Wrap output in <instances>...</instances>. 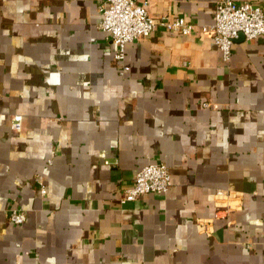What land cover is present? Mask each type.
<instances>
[{"label": "crops", "instance_id": "obj_1", "mask_svg": "<svg viewBox=\"0 0 264 264\" xmlns=\"http://www.w3.org/2000/svg\"><path fill=\"white\" fill-rule=\"evenodd\" d=\"M136 1L198 31L128 43L122 73L101 0H0V264H264V39L225 62L217 0ZM150 162L169 190L121 203Z\"/></svg>", "mask_w": 264, "mask_h": 264}, {"label": "built area", "instance_id": "obj_2", "mask_svg": "<svg viewBox=\"0 0 264 264\" xmlns=\"http://www.w3.org/2000/svg\"><path fill=\"white\" fill-rule=\"evenodd\" d=\"M212 23L199 28L207 33L219 49L223 61L227 62L231 56L234 42L242 37L244 41H252L258 37L264 39V9L248 1L217 0L215 2ZM100 15L99 28L108 35L114 46V61L120 65L123 73L128 70L125 66V47L128 43L148 38L158 29L167 32L190 36L196 31L193 24L176 16L152 17L146 8V3L136 0H101L98 6ZM208 107L209 104H204ZM21 116H14L11 129L19 131L22 127ZM37 183L41 194L45 193L42 179ZM171 185L168 168L162 163L150 162L143 166L135 175L133 181L123 187L121 203L133 202L144 194H165ZM222 196L224 192L217 191ZM225 213V212H223ZM224 214L218 211L214 218L220 219ZM9 221L14 225L25 222V215L17 210L9 213ZM204 229V225H200Z\"/></svg>", "mask_w": 264, "mask_h": 264}, {"label": "water", "instance_id": "obj_3", "mask_svg": "<svg viewBox=\"0 0 264 264\" xmlns=\"http://www.w3.org/2000/svg\"><path fill=\"white\" fill-rule=\"evenodd\" d=\"M242 38V37H241Z\"/></svg>", "mask_w": 264, "mask_h": 264}]
</instances>
